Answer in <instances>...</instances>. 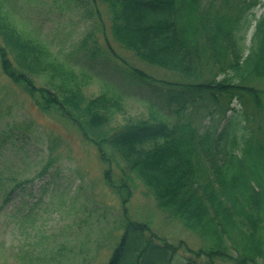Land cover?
I'll return each mask as SVG.
<instances>
[{
	"label": "trees",
	"instance_id": "obj_1",
	"mask_svg": "<svg viewBox=\"0 0 264 264\" xmlns=\"http://www.w3.org/2000/svg\"><path fill=\"white\" fill-rule=\"evenodd\" d=\"M67 1L75 2L86 18H98L102 34L106 29L118 48L179 80H158L128 66L106 80V90L89 98L84 94L87 82L92 73L101 75L93 69L100 63L98 51L86 44L91 32L61 58L39 33L18 25L7 0H0L3 74L22 87L32 106L68 119L99 148L101 160L114 165L103 172L105 185L120 200L117 213L89 200L71 223L37 238L39 249L28 261L95 264L107 240L114 243L106 264H264V12L245 44L252 9L260 0H241L245 7L232 13L229 0ZM39 67L57 81L52 89L37 86L26 75L27 69ZM133 88L151 94L143 98L150 121L128 117L111 125ZM206 115L225 123L220 129L203 124ZM12 136L0 126L2 205L32 181L17 180L5 169L2 147L14 151ZM54 147L51 141L46 144L36 177L48 174L59 160L52 156ZM138 186L202 246L193 250L184 241L171 243L147 223L131 219L127 203ZM18 210L14 212L20 214ZM178 249L190 257L180 256ZM200 259L204 262L196 261Z\"/></svg>",
	"mask_w": 264,
	"mask_h": 264
},
{
	"label": "rangeland",
	"instance_id": "obj_2",
	"mask_svg": "<svg viewBox=\"0 0 264 264\" xmlns=\"http://www.w3.org/2000/svg\"><path fill=\"white\" fill-rule=\"evenodd\" d=\"M229 4L232 9L239 10L234 0H229ZM6 5L11 9L14 21L18 25L36 34L39 33L61 58L78 45L84 34L91 32L86 44L90 49L98 51L96 61L100 63L93 69L101 75L92 73L93 76L87 82L84 94L89 98L106 90L104 84L106 80L113 77L112 74L116 70L124 71L128 66L141 69L157 79L172 82L179 80L173 73L140 61L131 53L118 48L108 36L106 29L105 35L102 34L101 21L96 17L86 18L85 12L77 8L75 2L7 0ZM262 10L261 6L255 9V15L258 16ZM102 21L107 28L106 17L102 16ZM251 32L252 28L247 39ZM83 55L80 51V56ZM79 59L82 62L86 60L84 57ZM69 63L74 65L72 61ZM39 69L36 72L27 69L29 74L26 75L32 78L37 86L52 89V82L57 81L48 76V71H42L40 67ZM76 70L75 74L80 79L79 71ZM137 93L124 102V111L113 116L111 125L123 123L128 117L150 121L151 113L140 99L146 93L139 91ZM0 118V126L3 130L12 131L13 145L19 149L14 148L12 151V147H2L3 163L7 173L17 180L34 178L32 183L26 185L21 196L16 197L12 203L8 201L3 206V197L0 194V264H40L28 261L29 256L34 255L39 249V245L35 246L37 238L56 232L61 226L71 223L75 215L80 214L88 205L89 200H94L97 205H108L114 211L119 210L120 200L104 183L103 170L109 165L100 160L99 148L85 140L79 128L71 121L64 120L51 111L45 112L32 106L22 87L20 90V87L10 83L1 66ZM203 119L204 124L209 123V117ZM17 137L20 138L19 141ZM50 141L55 145L52 156H58L59 160L54 161L51 166L52 178L36 177L47 155L46 144ZM5 186L6 189L10 188L11 183H5ZM21 204L23 205L20 206V211L29 213L20 218L18 215L11 216V212L15 210L14 206L19 207ZM127 208L133 220L148 222L158 236H163L174 243L178 240L184 241L193 250L202 246L195 234L184 228L179 220L159 210L143 187H136ZM112 243L114 242L105 241L107 251L112 249ZM177 253L186 258L190 257L183 249H178ZM106 257L105 252L99 253L94 263L102 264ZM196 261L203 262L202 259Z\"/></svg>",
	"mask_w": 264,
	"mask_h": 264
}]
</instances>
